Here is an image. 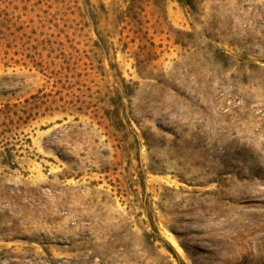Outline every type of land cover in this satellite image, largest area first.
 <instances>
[{"label": "rangeland", "instance_id": "rangeland-1", "mask_svg": "<svg viewBox=\"0 0 264 264\" xmlns=\"http://www.w3.org/2000/svg\"><path fill=\"white\" fill-rule=\"evenodd\" d=\"M0 264H264V0H0Z\"/></svg>", "mask_w": 264, "mask_h": 264}]
</instances>
